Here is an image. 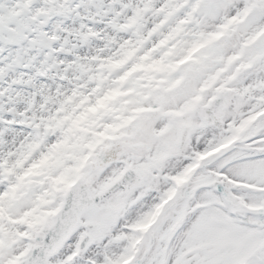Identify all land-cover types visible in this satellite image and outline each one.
<instances>
[{"label": "snow or ice", "instance_id": "1", "mask_svg": "<svg viewBox=\"0 0 264 264\" xmlns=\"http://www.w3.org/2000/svg\"><path fill=\"white\" fill-rule=\"evenodd\" d=\"M0 264H264V0H0Z\"/></svg>", "mask_w": 264, "mask_h": 264}]
</instances>
